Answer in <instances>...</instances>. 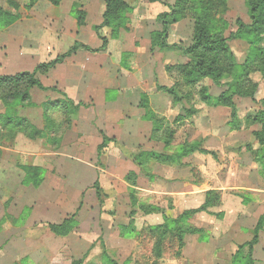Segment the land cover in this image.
Returning a JSON list of instances; mask_svg holds the SVG:
<instances>
[{
  "label": "rangeland",
  "instance_id": "obj_1",
  "mask_svg": "<svg viewBox=\"0 0 264 264\" xmlns=\"http://www.w3.org/2000/svg\"><path fill=\"white\" fill-rule=\"evenodd\" d=\"M128 1L135 5L137 0ZM172 1L174 4L175 0ZM19 2L24 6L30 0H19ZM0 3L2 5L6 4L5 0H0ZM44 12L48 13L46 10ZM24 13L25 17L31 18V13H34V11L25 10ZM145 13L147 16L142 18L143 21L141 19L142 25L140 27L137 26L138 18L132 19L131 17L132 20L129 19L131 30L127 32L134 33L138 29L141 34L146 31L148 36L150 31L161 28L162 25L158 23L157 17L155 18L158 13L155 9H146ZM148 14H152V16H148ZM223 18L227 22L224 30L225 37H230L232 33L237 31L238 20H242L248 25L251 24L250 10L246 0H227V9ZM49 19V14L48 17H43V19L35 16L26 23L28 25L42 21V23L49 24ZM193 31L194 21L188 18L183 19L173 24L169 30L168 42L171 45L176 44V47L151 50L150 45L152 52L146 49L147 51L139 55L141 60L151 64L154 69L153 83L155 82V84H153V93H160L168 98V102L165 104L167 107L163 106L166 113L163 117L164 125L169 126V130L163 131L161 140H144V142L135 144L136 148L137 145L141 144L140 149L135 148V150L129 149L130 152L125 151V154L129 153L128 158L123 156L114 157L116 151L111 156L106 155L105 151L97 155L93 148L87 146L81 151L64 149L62 145L65 139L68 142L72 141V143L75 141L76 135L69 133L66 136V134L75 125L76 117L71 115L73 121L68 126L65 115L61 111L51 109V104L56 100L50 98V95L53 97L58 94V91L42 90L36 87L30 90L31 100L25 103L19 111L22 114L21 117L25 118L23 124L18 132L11 127L4 129L2 132L0 129V139L4 140L7 137L6 143L11 145L17 136L22 135L25 142L32 143L34 141L36 147L41 148L44 145L52 148L59 158L62 157L61 153L70 152L80 154L79 156L84 160H94L108 173H104L105 178L103 177L102 181L100 180V186L104 187L102 188V205L94 195V188L90 187L92 190L88 193V195L91 194L87 197L88 205L80 210L76 216L79 219V227L69 236H57L49 230L48 221L43 220L39 215L41 204L39 205L35 201L33 187L25 186L16 181L0 182V264H17L21 260H25V262H22L23 264H71L73 261L80 259H84L83 264H111L109 258L115 260L118 264H125V262L126 264H231L230 259L220 262L210 261L209 254L211 252L208 243H201L197 236H188L186 246L182 250H180L176 238H169L164 244L163 257L159 259L155 253V239L149 235L148 231L143 230L138 238H131L128 234L129 229H125V225H129L130 222L135 228L141 229L148 224L163 221V216L160 214L145 215L140 209L137 210V213L134 212L132 204L136 199H138V202L160 206L164 209L166 216L172 219H176L184 208L195 207L202 202V199L197 198V193L191 197L174 196L159 192L149 193L141 190L130 193L128 183L125 181L130 165L126 162L131 163L130 158L132 159L134 154L141 151L155 150L158 153H166L176 157L174 161H180V163L176 162L168 166L155 161L147 163L152 175L158 178L155 179L154 186L151 183L147 184L152 190L161 191L163 188H167L171 191L174 186L181 187L183 185L187 190L188 188L191 190L193 187L198 189L200 195L206 194L209 187L214 185L212 176L215 173L223 177L222 173L228 172L232 162L229 158L233 153L238 154L237 150L239 151L241 144L250 146L256 142L252 131L258 129L259 125H249L250 123H246V121L248 115L254 116L262 108L264 75L261 71H253L249 76V80H251L249 86L253 88L252 86L255 85L253 89L256 90L258 102L255 103L250 98L236 97L239 111L238 119L244 121L247 126L241 131H235L232 128L230 108L224 107L223 109L209 106L201 98L203 88L212 98H216L224 90H227L230 85L240 80L239 77L244 73V65L252 58V47L245 39H230L229 45L232 58L229 59L228 70L220 79L221 84L218 85L207 77L195 86H188L182 70L178 66L189 63L191 59L179 47H187L192 44ZM141 34H137L138 39ZM29 36L32 39V35ZM69 39V37L62 38L56 48L63 51L67 50ZM257 47L264 48V37ZM117 51L120 53V49ZM121 55V59H123V52ZM126 56H128L129 61L133 55L126 54ZM36 60L40 62L41 59L38 56ZM36 60L31 61V64L27 63L24 69L20 71H33ZM167 66L172 69L168 70ZM112 71L115 70L112 69ZM107 75L112 76L113 73L109 72ZM50 78V76L46 78L45 83L50 84ZM162 86L175 91L178 97L177 103L172 102V97L168 92L160 89ZM116 94V90L111 92V96ZM128 101L131 100L128 99ZM210 101L212 102V99ZM192 109L197 110V112L191 116H185L183 120H178L179 116L189 115ZM159 115L161 116V114ZM49 124L50 127H48ZM1 126H3L2 120H0V128ZM26 144H24V149L27 148ZM12 145L14 146L15 143ZM192 150L193 152H191ZM248 153L251 156L249 150ZM2 156L3 154L0 153V158ZM259 169L262 172L263 167L260 165ZM175 177L183 178L184 182L174 183L173 178ZM146 179L147 175L141 174L138 179L139 186L144 187ZM6 187L7 189H5ZM218 193L217 195L220 196L218 209H220L223 202V192L218 191ZM64 199L61 196L53 200L57 207V220H61L65 216L62 208ZM70 207L73 211L76 208ZM131 212L135 214L133 220H131L132 218L129 220L128 217ZM200 217L205 225L214 219V216L208 213H201L197 218ZM251 220L252 218H250ZM121 226H124L122 230L125 235L120 234ZM104 253L109 258L105 257ZM246 253L247 250L243 252V254Z\"/></svg>",
  "mask_w": 264,
  "mask_h": 264
},
{
  "label": "crops",
  "instance_id": "obj_2",
  "mask_svg": "<svg viewBox=\"0 0 264 264\" xmlns=\"http://www.w3.org/2000/svg\"><path fill=\"white\" fill-rule=\"evenodd\" d=\"M105 1L62 0L56 6L50 0H37L30 9V11H34V13H31V18L23 16L12 25L1 28L0 71L2 72L0 75H14L23 72L20 70H23L27 63L31 64V61L36 60V57L39 56L41 60L40 62L36 60L35 67L37 68L39 64L53 60L67 52L76 42L88 46L90 50L79 49L63 63L50 69L47 74L38 75L44 86L56 87L60 91L53 97L50 95V98L57 100L68 97L75 103L83 102L87 104V106H81L78 112L73 115V117H76L75 125L66 134V136L69 133L76 135L75 141L72 143V141L68 142L65 139L62 146H64V149H77L79 151L87 146L93 148L96 154L99 155L98 148L103 142V135H107L113 137L114 141H111L108 147L105 148L106 155L111 156L116 151L114 157L123 156L128 158L129 153L125 154V151L135 150L134 145L138 142L152 140L154 125L152 121L145 117L146 111L142 106L145 99L144 95L148 96V102L154 111L161 114L162 117L166 114L164 107L168 102V98L160 93H153V84H155V82L153 83L154 69L151 64L141 60L139 56L142 52L147 51L146 49L151 51V33L154 30L160 31L162 26L150 31L148 36L146 31L141 34L138 29L134 33L122 30L118 38L109 40L106 49L94 51L103 46L100 33L95 28L103 22V14L106 9ZM171 4H173L172 0H163L151 4L137 0L135 5L130 3L127 16L130 20L138 18L137 26L140 27L142 25L141 19L147 16L146 9H155L158 12L155 15L156 18L160 13L168 11L166 9H169L168 5ZM75 5H79V8L86 12L85 25L78 24L76 15L73 13ZM43 8L48 13H45ZM48 14L50 16L49 24L39 21L31 23V26V24L27 25L26 23L35 16L43 19V17H48ZM148 16H152V14H148ZM107 32V29L103 30L102 35H107ZM28 34L32 35V39L29 38ZM137 34H141V37L144 38L139 36L138 39ZM64 37L70 38L68 49L65 51L56 48L59 41ZM26 46L28 47L26 48ZM119 49L120 53L117 51ZM121 51L123 52V59H121ZM126 54H132V59L128 61L129 58ZM125 57L127 58L125 59ZM35 67L33 71L36 69ZM112 69L115 71H112ZM109 72H112L113 75H107ZM49 76L51 82L47 84L45 79ZM156 81L159 83L158 79ZM112 86L114 88L111 89ZM113 90L117 91L115 96H111ZM136 94L137 96H135ZM128 99L131 101H128ZM219 108L224 109V107ZM19 111L20 109L17 111L18 114L22 116ZM7 112L8 109L5 103L0 99V115H7ZM245 128V126H242L238 130L241 131ZM0 129L2 132L5 128L1 126ZM6 139L7 137L4 140L0 139V153L3 154L0 158V182L16 181L23 184L25 172L20 164L41 167L43 169L42 184L39 187L25 186L33 187L35 201L39 205L41 204L39 215L43 220L48 221L47 223H61L66 218L87 207V197L91 196L88 193L92 190L90 187L94 188V195L98 202H102L98 197L95 184L99 182L101 185L100 180L102 181L103 174L108 173V171H105L94 160H84L79 156L80 154L70 152L61 153L62 157L59 158L52 148L44 145L41 148L36 147L34 141L32 143L25 142L22 135L16 137V142H13L15 143L14 146L13 143L11 145L6 143ZM25 143H27L26 149H24ZM140 145H137L136 149H140ZM252 146L256 149L259 145L254 142ZM239 148V151L237 150L238 154L233 153L229 158L232 162L228 172L222 173L223 177L218 173L212 176L214 185L210 186L209 190L223 192V202L220 209H218V206L209 209L208 214L213 215L214 219L205 225L201 217L197 218L201 214L199 213L190 220L191 224L206 231L207 238H202L200 234L188 236H197L201 243H208L211 252L209 260L212 262L230 259L231 264H233L234 255L241 245L252 240L254 229L260 217L264 214V171L263 169L262 172L260 171V164L254 161L252 154L250 156L246 145L241 144ZM134 155L132 159L130 158L131 163L126 162L130 165L126 179L130 172L136 174V177H134L135 185L132 184L131 180H125L128 183L130 193L133 189L135 191L159 192L182 197H191L197 193V198L202 199V202L198 204L199 206L184 208L181 213L187 209L199 208L204 203L206 194L199 195V190L195 189L193 185L191 190L190 188L187 190L183 185L181 187L174 186L171 191L167 188H163L164 190L161 191L149 188L147 184L151 183L154 186L155 179L158 178L154 177L151 172L144 171L134 160ZM141 174L147 175L144 187L138 184ZM173 181H175L174 183H180L184 182V179L175 177ZM100 187L104 188L103 186ZM61 196L65 198L62 206L65 216L61 220H57V207L53 200ZM143 203L138 202V199L137 202L134 200L132 210L137 213V210L140 209L145 215L160 214L163 216L162 222L151 223L146 227L160 225L165 222L164 215L166 213L163 208L152 203H145L160 208L159 212H148L142 208ZM70 206L76 207L75 210L73 211ZM218 213H222V216H218ZM134 215L131 212V215H128L129 220L131 218L133 220ZM250 218H252V222ZM77 220L79 221L78 218ZM132 225L130 222L129 225H125V229H129V237L138 238V232L142 231L143 228L138 229ZM122 229H124V226H121L120 234L125 235ZM252 258L254 264H264V227L259 232V239L253 248Z\"/></svg>",
  "mask_w": 264,
  "mask_h": 264
},
{
  "label": "trees",
  "instance_id": "obj_3",
  "mask_svg": "<svg viewBox=\"0 0 264 264\" xmlns=\"http://www.w3.org/2000/svg\"><path fill=\"white\" fill-rule=\"evenodd\" d=\"M50 1L53 5L57 6L62 0ZM162 1L163 0H142V2L148 4ZM5 2V5L0 4V28L8 27L21 19L25 15L24 11L30 10L37 0H30V2L24 6L21 5L19 0H5ZM105 3L106 9L103 14V22L95 28L96 31L100 33L103 46L94 51L106 49L109 40L118 38L122 30H131L129 18L127 16L130 3L127 0H106ZM246 4L250 10L251 24L248 25L242 20H238V29L236 32L232 33L230 37H225L224 34L227 22L224 20L223 16L227 9V0H175L173 5H168V11L162 12L157 16V21L162 25V30L153 31L151 33V50L155 48L166 49L174 46L176 47V44L171 45L168 42L169 30L172 25L187 18L194 21L192 44L187 47H179L183 50L184 54L191 59L189 63L178 66V68L182 70L186 85L188 86H195L198 82L207 77L211 78L216 84H221L220 79L228 70L229 59L232 58L229 45L230 39L238 38L247 40L252 47V58L244 65V73L239 77L240 80L230 85L227 90H224L216 98H212L205 88L201 91V98L207 105L212 107H228L231 109L233 130L241 129L242 126L247 127L244 121L238 119L236 97L250 98L253 102H258L256 90L253 89L255 85L252 86L253 88L249 86L251 83L249 76L253 71L258 70L264 75V48L257 47V45L263 41L264 37V0H246ZM73 13L76 15L78 24L85 25L86 12L80 9L79 5L74 6ZM105 29L108 30L107 35H102V31ZM79 49L90 50L88 46L76 42L67 52L57 56L53 60L39 64L34 71H23L14 75H0V99L3 100L8 109L7 115H0V120L3 121V127L5 129L11 127L18 132L25 118L21 117L17 111L31 100L30 90L32 88L37 87L42 90L51 89L58 91L56 87L44 86L38 75L47 74L50 69L63 63ZM170 66H167L168 70L172 69ZM160 89L168 92L172 97V102L177 103L178 97L174 90L164 86ZM64 96L66 95L64 94ZM144 98L142 106H144L146 111L145 117L152 121L154 125L151 138L152 140H161V134L165 130L168 131L169 126H165L164 117L160 116L151 108L146 94ZM211 99L212 102L210 101ZM84 105L87 106V104L83 102L75 103L70 98L64 97L53 101L51 109L61 111L65 115L67 125L69 126L73 121L71 115L73 116L78 112L80 107ZM196 112L197 110L192 109L189 115H184V117L179 116L178 120H183L185 116H191ZM246 123H250L249 125H259L258 129L252 131L259 147L256 149H254L252 145L246 147L251 152L254 161L259 163L264 171V99L262 100V108L254 116L248 115ZM48 127H50V124ZM111 141H114L113 137L103 135V142L98 148L99 154L108 147ZM193 150L191 152H193ZM175 159L176 157L172 155L158 153L155 150L141 151L134 155L136 163L144 171L148 172H150V168L147 166L148 162L155 161L167 165H172L176 162L180 163V161H174ZM20 167L25 172L23 180L24 185L39 187L42 184L43 169L41 167L27 164H20ZM134 177H136L134 172H130L127 177L128 180H131L132 184L134 183L133 185L136 183ZM95 186L98 197L103 201V191L99 182H96ZM133 192H135L134 189L132 190V193ZM217 194H219L218 191L209 190L206 192L204 203L199 208L187 209L176 219L164 215L165 222L163 224L148 226L142 229V231H148L149 235L155 239L154 248L159 259L163 257L164 244L169 238L177 239L180 250L186 246V238L188 235L200 234L202 238H207L206 231L191 224L190 220L193 216L199 213H209L211 207L220 205V196ZM135 202H137V199ZM141 206L148 212L160 211L159 207L153 205H146L143 203ZM76 216L77 214H73L61 223H48V228L57 236H68L79 225ZM218 216H222V213H218ZM263 227L264 214L260 217L254 229L252 240L241 245L234 255L233 264H254L252 258L253 248L258 242L259 232ZM140 233L141 231L138 232L139 235ZM245 250H247V253L244 255L243 252H245ZM104 256L109 258L105 253ZM109 261L111 264H118L111 258H109ZM22 262H25V260H21L20 263L18 262L17 264H23ZM83 262L84 259H80L73 261L71 264H83Z\"/></svg>",
  "mask_w": 264,
  "mask_h": 264
}]
</instances>
